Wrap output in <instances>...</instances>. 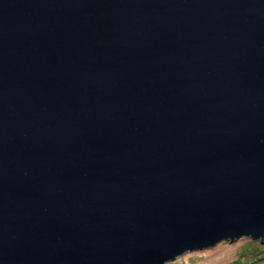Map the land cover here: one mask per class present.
Listing matches in <instances>:
<instances>
[{
	"label": "water",
	"instance_id": "water-1",
	"mask_svg": "<svg viewBox=\"0 0 264 264\" xmlns=\"http://www.w3.org/2000/svg\"><path fill=\"white\" fill-rule=\"evenodd\" d=\"M264 242V0H0V264H168Z\"/></svg>",
	"mask_w": 264,
	"mask_h": 264
},
{
	"label": "rangeland",
	"instance_id": "rangeland-1",
	"mask_svg": "<svg viewBox=\"0 0 264 264\" xmlns=\"http://www.w3.org/2000/svg\"><path fill=\"white\" fill-rule=\"evenodd\" d=\"M255 241H258V239L249 237L240 238L232 242L224 241L214 247L182 255L168 264H236L242 259H249L247 246L253 250L264 249V242L256 243Z\"/></svg>",
	"mask_w": 264,
	"mask_h": 264
},
{
	"label": "trees",
	"instance_id": "trees-1",
	"mask_svg": "<svg viewBox=\"0 0 264 264\" xmlns=\"http://www.w3.org/2000/svg\"><path fill=\"white\" fill-rule=\"evenodd\" d=\"M256 243H261L262 241H255ZM247 250H249V259L246 260V258L243 260H241L240 262H237L236 264H264V249H259V250H256V249H250L248 248V246L246 247ZM246 256V255H244Z\"/></svg>",
	"mask_w": 264,
	"mask_h": 264
}]
</instances>
